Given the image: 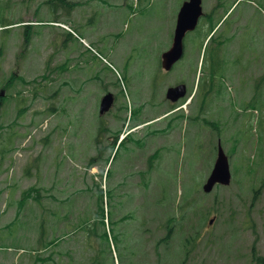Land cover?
I'll list each match as a JSON object with an SVG mask.
<instances>
[{
	"label": "rangeland",
	"instance_id": "rangeland-1",
	"mask_svg": "<svg viewBox=\"0 0 264 264\" xmlns=\"http://www.w3.org/2000/svg\"><path fill=\"white\" fill-rule=\"evenodd\" d=\"M45 1L0 0V89L12 74L17 83L10 96L7 89L9 97L1 106L0 244L16 240L26 247L18 251L0 245V264H48L34 261L41 223L48 239L67 234L60 244L68 250L59 264H80L74 261L76 246L77 257L90 256L91 251H83L79 231L84 218L75 219L74 213L90 214L96 207L94 183L101 181L104 167H110L111 188L116 190L109 208L116 207L119 217L129 213L136 218L132 227L139 243L132 264H264V92L258 77L264 68L260 66L256 78L241 63L232 65L236 75H217L223 88L216 95L206 96L200 88L191 102L188 97L179 106L180 100L175 103L179 107L165 114L172 109L166 99L168 87L184 82L189 96L201 75L207 82L211 65L208 54L188 39L187 55L177 68H162L161 56L171 46L186 0H70L79 4L71 10L58 7L53 16ZM217 4L218 0H203L205 12L214 10L218 18L223 8ZM237 4L228 20L238 17L241 9L246 14L234 24L239 26L236 34L247 27L246 37L254 34L264 42V0ZM39 19L47 25H34L25 48V26H5L18 20L38 24ZM60 22L84 36L116 70L110 69L106 78L102 70L108 66L100 58L85 55L86 47L74 39L64 43L66 29ZM208 29L202 18L198 30ZM232 48L234 60L243 57L238 41ZM115 74H128L126 100L117 97L113 109L101 116L102 92L117 93L108 83ZM154 92L156 105L150 101ZM142 102L147 103L144 110ZM145 120L150 121L145 125ZM132 127L130 136L116 145V130L121 129L122 137ZM220 141L233 180L206 193L203 185ZM93 157L96 165L90 166ZM33 184L47 188L41 207L34 211L37 206L27 203L16 218L22 191ZM191 193L200 203L183 216L179 203ZM70 205L74 225L60 220L62 213L57 215ZM172 217L175 225V220L168 222ZM167 225H172V238L168 245L160 244ZM197 230L198 248L185 259L183 239Z\"/></svg>",
	"mask_w": 264,
	"mask_h": 264
},
{
	"label": "trees",
	"instance_id": "trees-1",
	"mask_svg": "<svg viewBox=\"0 0 264 264\" xmlns=\"http://www.w3.org/2000/svg\"><path fill=\"white\" fill-rule=\"evenodd\" d=\"M47 4H49L50 7V15L53 16L54 12L57 10L58 7H62L65 8L67 10H71L73 7H75L76 5H78V2H71L70 0H46L45 1ZM214 11V10H213ZM213 11L208 12L206 15V19L207 22L209 24V29L207 30V32H201V31H197V32H193L195 33V37H192V41L193 44H197V46L195 47H200V53L201 51L204 52V56H206V54H208V58L210 57L211 60V65L209 68V72L207 74V82L204 83L203 80V76L201 75V78L198 82V86H200L201 89H204L203 86L209 84L208 88H205V91H211L214 90L215 87L214 85H216V78L218 75V50L220 48L221 43H223V41H219L218 35L216 34V32L213 34V36L211 37V39L209 40L208 44L205 46V50L204 49V39L206 36H208L213 30H215L218 21L220 20V18L216 17L215 12L213 13ZM228 11V10H227ZM50 16V17H51ZM23 20H18V21H11V22H7L5 24V26H9V25H23L25 26V35H24V48L27 47L32 39V30H36V28L34 27V25H47L45 24V19H39V22H37L38 24H23ZM45 22V23H44ZM11 27V26H9ZM81 33L84 34L83 31H81ZM70 39H74L75 42L79 43L81 46L83 45V43L77 39L71 32L66 30V38L64 40V43H66L68 40ZM215 43V45L213 44ZM84 46V45H83ZM86 50V54L90 55V58H94L96 57L95 54H93L91 52V50H89L88 48H85ZM25 51V49H23L21 51V53H23ZM104 76H106V72L103 71ZM124 81L128 82V74L127 75H123ZM225 77V76H224ZM14 78V74L11 75V77H9L6 81H5V88L6 89H10V94L13 92L14 88L17 86V83H14L12 80ZM122 79L115 74V77L110 81L112 83V85H115L117 87L120 88V92L122 94L124 93L123 90V85H122ZM125 79V80H124ZM206 79V77H205ZM209 80V81H208ZM23 82H26L25 79H22ZM125 84V82H124ZM223 83H221V85L218 86V88H216V90H222L223 88ZM18 93H20V91H18ZM8 95V93H7ZM7 95L0 96V118H1V106L4 103L5 100L8 99ZM7 97V98H6ZM152 101L151 103L153 105H156L157 103V93L154 92L153 97L151 98ZM127 105V104H126ZM125 105V106H126ZM145 104H141V107L144 109ZM175 107V106H174ZM127 110V106L126 109ZM131 110V115H133L132 124H135V120L136 118H134V111H133V107H130ZM127 120V117H124ZM124 119V120H125ZM150 121V120H148ZM145 120V122H148ZM144 123V122H143ZM133 128V127H132ZM121 130V129H120ZM120 130H116V132L114 133V139L113 141L116 143V145L119 143V139H120ZM128 137V135L126 136ZM126 137L121 141V143L126 139ZM105 147L101 148L104 149ZM155 154L152 156L154 157ZM96 158L93 157L91 158L89 165L93 166L96 165ZM254 168L250 167V170L252 171ZM100 176H101V181L98 183L97 181H95L94 185L97 188V205L94 209L90 210V214H88L87 212L85 213H78L75 214L74 213V217L76 218H84L83 221H81L80 223L82 224L81 228L79 229V231L85 235L84 239L87 245H90L91 248L94 249V253L91 256V261L89 264H115V260L113 258V252H112V248H111V243H110V235L112 234L113 237V241L115 243L116 249L118 250V252L120 254H122V249L124 248V240L125 239V235L129 234L127 231V227L126 225H131L135 219L133 214H125L122 215L121 217H118L117 213H116V207L112 209L109 208L110 205V199L112 198V193L116 192V190H113L111 188V181L112 178L111 177V169L110 167L108 169H105V167L100 171ZM107 184V185H106ZM104 185H106L104 187ZM47 188L44 186H39L36 184H33L32 186L25 188L22 191V197L18 200L19 203V207H18V211L16 214V218L20 217V211H22L21 209L25 207V205L27 203L29 204H33L34 206L37 207H33L34 211L37 210V208L41 207L42 204V199L43 197L46 196V194L44 193V190H46ZM93 189V188H91ZM254 190V189H253ZM1 194V192H0ZM185 202L180 201L179 203V207L182 208L183 211V216L186 215V212H191L193 213L196 209V207L199 205V200L194 198L193 194L191 193L189 195V197H184ZM183 199V200H184ZM68 201H71V198L68 199ZM68 209V211H67ZM97 212V219H95V215ZM62 216L60 218V220H67L68 224L67 225H74V222L71 223L70 222V213H73L71 205L67 208H65V210H63L62 212H57V215L61 214ZM93 213V217H91V214ZM209 214V212L207 213ZM19 215V216H18ZM205 217H206V213H205ZM171 220H175L174 217H172L168 222H170ZM42 222V221H41ZM176 220L173 223V225L176 224ZM66 225V224H65ZM66 225V226H67ZM40 227V236L38 239V252H36V255L34 256V261L35 262H42V263H46V262H53L54 264H59L60 260H56V257L53 254H49L50 252H54L55 248L57 247V249L59 248V244L61 239H64L67 237V234H64L63 236H57L55 237L56 233L53 235V237L51 239H48L46 237V230L45 227L43 225V223H41L39 225ZM109 229V230H108ZM168 229V233L165 237H163L160 240V243H165L167 244L169 242V240L171 239V233H172V225L171 226H167ZM57 229H55L56 232ZM198 235H200V231L197 230L195 232H192L189 236H185L184 237V249H185V254L187 257H190V255L198 248ZM11 243H7V241L2 242L0 245L1 247H5L7 250L9 249H22V248H26L25 245L19 244L18 242L15 241H10ZM63 242H69V239L64 240ZM62 242V244H63ZM65 248V249H64ZM63 248L62 245V254L64 252H67L68 249H66V247ZM47 249V250H46Z\"/></svg>",
	"mask_w": 264,
	"mask_h": 264
},
{
	"label": "water",
	"instance_id": "water-1",
	"mask_svg": "<svg viewBox=\"0 0 264 264\" xmlns=\"http://www.w3.org/2000/svg\"><path fill=\"white\" fill-rule=\"evenodd\" d=\"M203 0H187L183 3L178 14L177 26L174 42L170 49L162 54V66L165 70H171L175 63L182 58L185 51L184 39L188 31L194 30L203 15ZM187 86L181 83L176 86H170L167 89V98L176 102L186 96ZM5 95V89L0 91V96ZM113 93L106 94L101 100L100 113L104 114L111 109L114 103ZM232 181V171L230 161L221 144H219L218 156L214 168L209 175L204 190L211 192L216 184L229 185ZM214 219L210 220L212 224Z\"/></svg>",
	"mask_w": 264,
	"mask_h": 264
},
{
	"label": "flooded vegetation",
	"instance_id": "flooded-vegetation-1",
	"mask_svg": "<svg viewBox=\"0 0 264 264\" xmlns=\"http://www.w3.org/2000/svg\"><path fill=\"white\" fill-rule=\"evenodd\" d=\"M223 1V0H221ZM232 0H225L226 3L231 2ZM245 17L244 10H239L238 17L234 20V24L238 23L240 19H243ZM239 28V26H233L232 30H227V26H225V30H220V36L221 37H227L230 36L228 39V42L226 45L220 48V55L218 59V74L220 72H227L230 75H235V70L232 69V65H242V69L250 70L251 72L255 73V77L257 78V74L260 72V66L264 68V42L261 38H255L254 34H249L248 37H246V34L250 32V30H247L248 28H243V31L236 34V30ZM240 36V38L238 37ZM174 34L172 36V42H173ZM187 39V37H186ZM185 39V48L187 50L188 44ZM239 42V46L243 51V57H241L239 60H234V53L235 48H232L233 43ZM239 53V50L237 51ZM245 56V57H244ZM175 68V67H174ZM241 70V67L238 69ZM250 76H254L251 74ZM262 78V83H264V70L263 74L261 76H258ZM264 92V90H263ZM218 93V90L212 91L209 93V95H216ZM181 106V105H179ZM178 106V107H179ZM127 231L129 234L125 235L124 240V248L122 249V256L126 260V264H132V259L137 257L138 254V247L135 243H139V241L135 238L138 231L132 227V225H126ZM135 244V245H134ZM87 250L91 251V255L94 253V249L91 248L90 245H87ZM79 252L78 246H76L74 251V261L77 260L78 262L79 257H77V253ZM91 258V257H90Z\"/></svg>",
	"mask_w": 264,
	"mask_h": 264
}]
</instances>
